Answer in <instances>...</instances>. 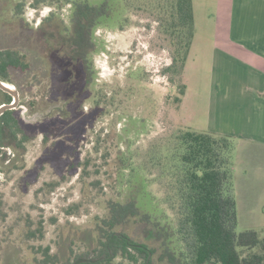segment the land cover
Instances as JSON below:
<instances>
[{"label": "rangeland", "instance_id": "obj_1", "mask_svg": "<svg viewBox=\"0 0 264 264\" xmlns=\"http://www.w3.org/2000/svg\"><path fill=\"white\" fill-rule=\"evenodd\" d=\"M53 1V5L34 9L33 0H0V47H27L25 36L17 35L19 29H36L52 11L68 22L70 5L59 9L57 0ZM130 18L133 24L124 29L101 27L96 31L101 45V50L93 54L96 79L82 105L70 107L64 101L48 100L49 82L40 70L45 67L41 62L34 72L15 73L12 84L21 94L20 117L26 124L37 126L27 127L31 139L23 158L14 157L8 149L10 158L17 160L0 169V264H37L41 247H50L51 253H57L63 261L71 249L78 252L93 244L95 222L107 215V201L123 197L122 188L113 181L119 153L127 151L143 163L147 151L178 128L206 131L208 89L211 80L219 76L209 69L206 54L210 51L204 53L213 44L202 41L207 31L198 21V39L184 73L188 93L183 105L176 101L178 88L162 72L172 59L167 41L157 33V23L144 12ZM32 101L35 107L31 108ZM68 107L72 110L65 114ZM48 128L45 141L41 129ZM233 142L236 230L253 229L264 238V163L249 161L247 147L241 146L242 152H238L236 139ZM76 159L80 167L72 172L69 163ZM83 164L90 175L85 189L80 178ZM251 167L259 168V180L251 175ZM148 170L152 184L142 190L144 202L149 203L147 209H157L153 212L159 216L165 211L172 219L171 212L159 202L164 192L163 183L154 180L159 170ZM27 178L32 182L27 183ZM97 179L98 185L94 184ZM46 183L57 185L49 192ZM74 203L79 204L76 213L66 214ZM30 221L33 230L39 221L43 223L42 238L25 235ZM240 249L243 255L260 252L259 247Z\"/></svg>", "mask_w": 264, "mask_h": 264}, {"label": "trees", "instance_id": "obj_2", "mask_svg": "<svg viewBox=\"0 0 264 264\" xmlns=\"http://www.w3.org/2000/svg\"><path fill=\"white\" fill-rule=\"evenodd\" d=\"M57 2L59 9L70 5L69 21L58 19L52 11L36 29H19L17 35L25 36L27 47H0L2 80L14 83L16 72H34L41 62L45 67L40 70L49 82L48 100L64 101L70 107L82 105L85 93L96 79L93 54L101 50L96 31L101 27L124 29L133 24L132 14L144 12L157 23V33L170 48L172 62L162 72L178 88L176 101L182 102L187 90L185 66L196 34L193 0ZM42 4L53 5L54 1L33 0L32 6L38 9ZM11 101L12 96L0 89V105ZM34 104L35 101L30 103L31 108ZM71 110L68 107L65 114ZM36 126L26 124L18 108L0 117V169L17 160L10 158L8 149H12L14 157L23 158L31 139L27 127ZM51 128L41 129L45 141ZM152 148L143 163L127 151L119 153L113 181L122 188L123 197L107 201V215L95 222L93 244L78 252L71 249L63 261L57 253H51L50 247H41L37 264H264V238L253 229L236 230L233 138L181 127ZM79 162L71 160L69 170L77 172ZM86 166L80 177L84 189L89 186L90 176ZM148 168L159 170L154 179L163 183L159 202L171 212L172 219L165 211L159 216L154 213L157 209H147L149 203L144 202L142 190L152 184ZM94 184L98 185L99 180ZM46 185H50L51 192L57 184ZM78 206L72 204L66 214L76 213ZM32 223L25 235L29 239L42 238L43 223L39 221L34 230ZM255 247L260 252L243 255L240 249Z\"/></svg>", "mask_w": 264, "mask_h": 264}, {"label": "crops", "instance_id": "obj_3", "mask_svg": "<svg viewBox=\"0 0 264 264\" xmlns=\"http://www.w3.org/2000/svg\"><path fill=\"white\" fill-rule=\"evenodd\" d=\"M193 6L196 34L191 50L200 21L207 31L202 41L213 43L204 51H210L209 69L219 75L208 89L205 129L232 136L238 152L246 146L249 161L264 163V0H193ZM248 169L260 179L258 167Z\"/></svg>", "mask_w": 264, "mask_h": 264}, {"label": "water", "instance_id": "obj_4", "mask_svg": "<svg viewBox=\"0 0 264 264\" xmlns=\"http://www.w3.org/2000/svg\"><path fill=\"white\" fill-rule=\"evenodd\" d=\"M0 89L12 96V101L0 105V117L8 110H13L19 107L20 92L18 88L7 81L0 78Z\"/></svg>", "mask_w": 264, "mask_h": 264}]
</instances>
